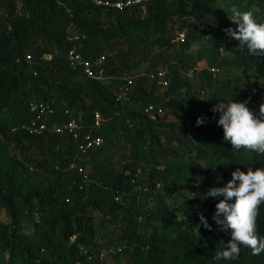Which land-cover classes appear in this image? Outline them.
<instances>
[{"label": "trees", "instance_id": "1", "mask_svg": "<svg viewBox=\"0 0 264 264\" xmlns=\"http://www.w3.org/2000/svg\"><path fill=\"white\" fill-rule=\"evenodd\" d=\"M233 9L264 22V0H143L122 9L0 0V264H264V252L243 246L236 260L214 259L230 240L211 219L222 197L201 199L236 168H264V155L223 139L212 111L246 101L264 118V52L249 55L225 33L238 30ZM70 51L82 61L103 56V79L70 66ZM159 71L164 88L150 78ZM39 104L53 114L32 127ZM148 105L163 113L152 119ZM201 116L207 122L197 126ZM70 119L77 141L90 133L103 143L80 153L70 135L53 131ZM38 123L46 129L34 131ZM201 212L212 228L199 235ZM257 231L264 235V205Z\"/></svg>", "mask_w": 264, "mask_h": 264}, {"label": "clouds", "instance_id": "2", "mask_svg": "<svg viewBox=\"0 0 264 264\" xmlns=\"http://www.w3.org/2000/svg\"><path fill=\"white\" fill-rule=\"evenodd\" d=\"M230 19L237 23L238 30L227 28L225 33L237 39L241 49L246 46L249 55L258 54L257 50L264 52V22H258L251 11L241 12L237 9L232 10ZM199 47V44L192 43L191 50L198 51ZM212 111L219 113L217 124L223 128V139L233 148H244L264 155V118L254 115L246 101L220 102ZM259 111L260 116L264 117V104ZM206 122V118L201 116L196 124L200 126ZM217 197L222 198L216 203L211 219L229 230L230 240L223 243L222 250L216 253L214 259L236 260L242 246L251 249L254 255L264 252V235L257 231L259 207L264 205V168L253 170L250 166L246 172L236 168L231 173V179L223 186L209 188L201 199ZM201 226L208 230L212 228L203 212L199 213V224L195 226L199 235Z\"/></svg>", "mask_w": 264, "mask_h": 264}, {"label": "built area", "instance_id": "3", "mask_svg": "<svg viewBox=\"0 0 264 264\" xmlns=\"http://www.w3.org/2000/svg\"><path fill=\"white\" fill-rule=\"evenodd\" d=\"M97 5H110L115 7L116 9H122L124 7H128L133 4H137L142 2L143 0H115L114 2H108V1H102V0H93ZM178 41H182L184 39V34L179 33L177 37ZM29 58V57H27ZM69 61L70 66L75 67L76 65H82L83 71L88 76H91L92 78H95L96 80H102L103 79V73L104 70L102 68H99L98 66L102 65L104 63V57H98L92 61H82L80 55L76 54L74 51L69 52ZM93 67H97V73H94ZM212 71V70H211ZM150 78L152 80H157L159 83L162 84L163 87H166L168 85V82L165 80V72L159 71L157 73L150 74ZM131 80L127 81V84L124 85L122 88L124 90H127L128 86L131 85ZM33 108L36 110V119L32 122V127L36 126L38 119L43 117L44 115L53 114V108H51L48 105H35ZM145 113L149 114L151 118H155L158 115H161L162 109L159 107H156L155 105H148L144 109ZM66 114H68V111H65ZM101 125V116L99 113L94 114V128L97 130L100 128ZM79 125L77 122L73 119H70L69 121L65 122L62 125H58L54 127V132L56 134H68L70 135L74 140L78 139V130ZM46 129V126L44 123H38V127H35L34 131H43ZM77 141V140H76ZM103 143V139L100 136H93L92 134L88 133L83 136L81 141H77L76 145L78 148V151L82 154H87L91 149L100 146Z\"/></svg>", "mask_w": 264, "mask_h": 264}, {"label": "rangeland", "instance_id": "4", "mask_svg": "<svg viewBox=\"0 0 264 264\" xmlns=\"http://www.w3.org/2000/svg\"><path fill=\"white\" fill-rule=\"evenodd\" d=\"M204 66H205L204 63H202V64L199 65V67H204ZM184 76H185V77H189V78L192 77V76H191V73H186V74H184ZM218 76H219V75H218ZM0 212H1V218H2L3 220L7 221V218H4L5 216H4V214H3V211L0 210Z\"/></svg>", "mask_w": 264, "mask_h": 264}]
</instances>
